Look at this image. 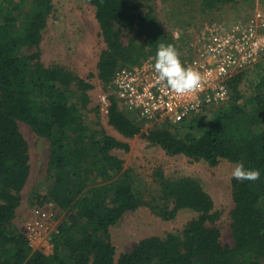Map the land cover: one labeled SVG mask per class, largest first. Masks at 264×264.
<instances>
[{
	"label": "trees",
	"instance_id": "trees-1",
	"mask_svg": "<svg viewBox=\"0 0 264 264\" xmlns=\"http://www.w3.org/2000/svg\"><path fill=\"white\" fill-rule=\"evenodd\" d=\"M134 1L139 3L90 0L105 44L97 78L109 88L119 68L150 59L160 43L176 47L150 11L138 14L148 0ZM234 2L202 0L201 6L211 12ZM52 9V0H0V264H264V51L254 81L244 71L234 75L225 103L178 124L161 120L144 133L143 120L126 112L113 93L108 95V125L124 139L141 136L168 156L204 161L210 167L225 160L260 171L258 180L231 181L233 246L221 245L214 226L219 213L196 180L159 177V216L170 220L187 209L198 217L180 235L144 238L115 257L110 228L142 205L134 175L111 154L127 152L129 145L102 128L88 131L90 83L62 66L41 63L39 46ZM134 29L142 42L131 36L123 42V32ZM19 124L49 144L47 175L52 184L36 204L48 203L61 214L51 234V255L34 249L26 226L15 223L30 175L28 144Z\"/></svg>",
	"mask_w": 264,
	"mask_h": 264
},
{
	"label": "rangeland",
	"instance_id": "rangeland-1",
	"mask_svg": "<svg viewBox=\"0 0 264 264\" xmlns=\"http://www.w3.org/2000/svg\"><path fill=\"white\" fill-rule=\"evenodd\" d=\"M129 1L133 5L139 3ZM201 1L148 0L147 3H141L146 7L138 8L137 12L140 15L151 12L162 32L174 40L182 63L190 56V42L205 25L240 23L256 12L264 17V0H236L232 5H225L211 12H203ZM52 5L53 9L47 19L39 46L41 63L46 67L62 66L90 83L93 89L88 92L90 104L85 113L88 131L102 128L106 134L129 145L127 152L119 149L113 150L111 154L121 159L124 169L134 175L136 195L142 205L133 212H126L122 219L110 228L111 243L116 248L115 257L131 251L144 238L164 237L167 234L180 235L186 225L198 217L197 213L187 209L179 211L170 220L159 216V209L163 207L159 177L165 180H196L211 197L214 210L219 213L214 226L220 232L221 245L233 246L229 217L234 207L230 173L235 165L221 160L217 166L210 167L204 161H194L184 156H168L158 146L152 145L141 136L124 139L118 134L108 125L107 119L106 99L111 89L97 78V64L105 44L100 36L94 7L90 0H52ZM123 33V42L127 41L128 36L136 38L138 43L142 42L135 29L125 30ZM263 59L259 58L256 65L244 71L248 73L249 80L256 79L259 73L257 65ZM243 90H248L246 79ZM213 109L215 108H209L208 111ZM160 123L142 121L143 132L146 133ZM19 129L28 144L30 175L21 192L22 202L15 223L26 226L32 219L42 220L47 230L40 244H34L33 248L51 255V234L61 214L48 203L42 206L36 204V198L45 195L52 184L47 175L49 144L45 139L36 136L27 125L19 124ZM168 206L171 208L172 204L169 203Z\"/></svg>",
	"mask_w": 264,
	"mask_h": 264
},
{
	"label": "built area",
	"instance_id": "built-area-1",
	"mask_svg": "<svg viewBox=\"0 0 264 264\" xmlns=\"http://www.w3.org/2000/svg\"><path fill=\"white\" fill-rule=\"evenodd\" d=\"M264 51V17L256 12L240 23L205 25L189 44V58L183 62L201 72L203 87L196 93L177 96L156 80L150 59L119 68L110 81L111 93L120 106L139 119L152 123L166 120L178 124L229 98L228 81L254 66ZM30 245L43 240L47 226L32 219L27 225Z\"/></svg>",
	"mask_w": 264,
	"mask_h": 264
},
{
	"label": "clouds",
	"instance_id": "clouds-1",
	"mask_svg": "<svg viewBox=\"0 0 264 264\" xmlns=\"http://www.w3.org/2000/svg\"><path fill=\"white\" fill-rule=\"evenodd\" d=\"M150 60L152 61L150 67L155 73L156 80L177 96L194 94L203 87L204 77L201 72L185 67L173 44L160 43ZM230 178L241 182L255 181L260 178V171L246 168L243 162H237L230 173Z\"/></svg>",
	"mask_w": 264,
	"mask_h": 264
}]
</instances>
